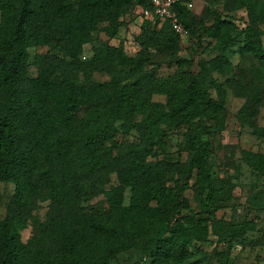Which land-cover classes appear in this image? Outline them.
<instances>
[{
  "label": "trees",
  "instance_id": "obj_1",
  "mask_svg": "<svg viewBox=\"0 0 264 264\" xmlns=\"http://www.w3.org/2000/svg\"><path fill=\"white\" fill-rule=\"evenodd\" d=\"M189 1L174 6L180 23L187 35L213 39L206 44L216 52L200 59L197 70L178 54L181 36L153 15L152 25H141L134 56L105 45L79 60L99 24L112 35L121 16L151 9L148 0H0V182L13 186L0 219V264H110L133 247L150 264H182L199 251L208 219L191 212L182 193L187 181L168 182L174 173L194 176L196 187L211 182L209 150L199 137L221 128L226 97L213 74L229 65L230 44L264 63V4H241L246 25L238 30L221 17L208 26L195 21ZM39 46L54 52L30 56L29 49ZM157 54L171 57L174 76L157 74ZM30 58L35 76L28 73ZM124 68L133 73L128 83ZM94 71L108 80H78L79 73ZM154 95H164V102ZM169 130L186 138L187 161L165 157ZM120 134H133L134 141L119 140ZM252 160L264 165V155ZM112 174L117 185L106 189ZM99 196L105 206L90 203ZM213 198L212 191L205 196ZM40 201L49 202L46 217L32 220ZM29 224L32 234L23 242ZM221 258L217 264H227Z\"/></svg>",
  "mask_w": 264,
  "mask_h": 264
},
{
  "label": "rangeland",
  "instance_id": "obj_2",
  "mask_svg": "<svg viewBox=\"0 0 264 264\" xmlns=\"http://www.w3.org/2000/svg\"><path fill=\"white\" fill-rule=\"evenodd\" d=\"M259 1L264 4V0ZM245 2L248 3L247 0H193L189 11L195 21L202 18L206 26L216 17H221L230 20L239 30L246 25L245 11L239 10V6ZM119 21L120 24L112 35H105L101 31L105 24H99V30L93 32L91 40L82 45L79 60L87 61L96 50L105 45L121 46L127 56H134L140 49L141 25L144 21L152 25V18L140 11V8H136L130 14L121 16ZM259 29L264 31L263 24L259 25ZM194 30L196 31V28ZM211 40H201L194 33L180 37L178 54L186 59V67L191 66V69L197 70V62L200 59L208 60L216 55L215 51H211V46L206 44H213L214 40ZM262 43L264 45V35ZM237 48L238 44L227 46L225 54L229 65L223 71L213 74L226 89L222 126L210 135L199 137L200 141L207 143L209 150L207 170L211 175V182L203 181L196 187L192 185L194 176L190 178L177 173H174L172 180L168 182L174 186L175 183L182 184L187 181L189 185L182 193L189 202L191 212L195 216L208 219L202 225L205 228L198 239L199 251L182 264H217L221 257L227 264H264V165L259 166L252 160L253 155H264V63L251 55H240L236 51ZM47 52L54 51L49 46L29 49L30 56ZM155 60L160 64L156 70L159 76H174L177 72L176 64L169 55L157 54ZM29 63L28 73L35 76L37 68L32 63V58ZM122 75L123 82L128 83L133 73L129 68H124ZM86 79L103 82L108 80V75L96 71L85 76L78 74L80 82ZM153 99L164 102L165 96L154 95ZM169 133L171 135L165 157L170 160L179 157L182 163L187 161L190 153L186 148V138L175 130H169ZM132 136L133 134H120L117 138L134 141ZM115 185L117 180L112 174L106 189ZM12 191L10 182H0V219L4 217L5 205ZM210 191L214 193L213 202L205 199ZM129 199L130 191L126 189L123 204L127 205ZM48 203H38L32 212V220L45 219ZM90 203L105 206L102 196L92 199ZM183 213L188 212L183 210ZM32 228V224H29L21 231L23 242L31 236ZM150 263L151 259L137 247L127 249L110 260V264Z\"/></svg>",
  "mask_w": 264,
  "mask_h": 264
},
{
  "label": "built area",
  "instance_id": "obj_3",
  "mask_svg": "<svg viewBox=\"0 0 264 264\" xmlns=\"http://www.w3.org/2000/svg\"><path fill=\"white\" fill-rule=\"evenodd\" d=\"M151 9H144L143 13L147 16L153 15L160 20H166L170 23L171 28L180 36L187 35V30L180 23L177 12L175 11V4L182 2V0H148ZM187 7H192L193 2L186 3ZM85 58V56H83Z\"/></svg>",
  "mask_w": 264,
  "mask_h": 264
}]
</instances>
